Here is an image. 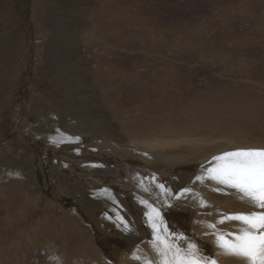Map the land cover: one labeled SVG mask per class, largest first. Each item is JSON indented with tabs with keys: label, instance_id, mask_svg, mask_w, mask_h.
<instances>
[{
	"label": "rangeland",
	"instance_id": "374dc122",
	"mask_svg": "<svg viewBox=\"0 0 264 264\" xmlns=\"http://www.w3.org/2000/svg\"><path fill=\"white\" fill-rule=\"evenodd\" d=\"M105 1L103 0V5L106 4ZM99 2V0H83L76 7L75 12L78 13L81 25L97 21L92 17L89 9L96 8ZM121 2L120 6L107 7L105 13H108L112 22L123 17L120 21V30L118 29L123 39L122 48L127 50L124 51L127 54L136 48L138 61H141L146 54L151 55L153 46L164 45L165 47H162L163 49L161 48L154 57H164L165 63L170 64L168 68L177 67L181 70H178V74L183 72L185 74L183 73L182 76L188 74L193 81H201L204 86L210 88L209 90L221 89L228 85L226 81L235 79L237 82L232 84L235 85L236 96L250 93L251 91L246 90L247 85L261 80L264 76V0H122ZM34 7L36 8V0H0V41L8 36L13 39V43L15 42L7 51L0 53V151L18 154L21 159L28 160L30 167L28 171L23 172V175L30 179L28 184L14 181L9 175H6L4 181L0 180V185L7 187V191L0 193V264H23L21 256L19 260L15 254L10 253L8 243L13 236L9 234H14L16 227L13 226L14 214L12 213V218L7 219L10 213H5L7 212L5 209L11 205L10 196L19 186L35 198H40L41 207L50 203L58 211H64L75 218L91 234L94 246L101 256L111 264L118 263L122 256L129 264H142L132 258L136 252L134 248L151 240V231L145 217L146 209L140 204L142 199L162 207L166 221L174 230L192 238V242L198 244L203 255L213 257L214 245L194 230L195 217L198 218L207 212L206 209L196 208L195 203L182 208L180 204L186 202L185 197L180 200L170 197L169 203L173 207H169L163 204L164 199L159 197L160 192L154 188L152 182L155 178L157 182L164 183L169 189L178 192L185 187L189 188L193 179L202 170V165L189 161V157L184 156L185 162L179 166L169 168L161 166L157 169L131 150H128L131 151L128 154L121 155V151L114 153L108 150L109 148L100 149L99 145L105 143L88 133L75 135L73 138L79 137L80 141L76 143L74 139L66 140L62 135L60 137L57 132L55 135L59 138L53 136V130L49 134L45 131L50 128L41 117L36 115L41 107L39 103L48 109H54L57 98L54 95L48 96L50 91L55 92L50 80L51 75L45 71L43 63V49L46 47L45 42L49 33L41 31L33 21ZM117 10L118 13L120 12L119 15L115 13ZM115 15L121 17L117 16V18ZM112 28L113 26L103 29L109 32ZM132 39L135 44L134 49L129 41ZM124 40H127V43ZM108 41L112 43L111 40ZM80 52L82 56L90 57L87 50L82 49ZM173 70L175 68H171V71ZM231 76L237 77L230 78ZM257 92H251V96L264 95L260 88ZM224 93V91L219 93L220 99ZM87 95L88 92L78 96L81 103L85 102L83 106L100 104L96 103L95 99L86 97ZM147 101L149 105L153 103L150 97ZM102 104L107 107L104 100ZM204 104L208 103L204 102ZM126 106L128 109L131 108ZM145 107L147 106L144 105V110ZM220 107H223L222 99ZM111 110L116 112L117 108ZM62 114L60 111L57 112L59 118ZM72 121L68 118V122L64 123L65 126L76 127V120ZM77 121L81 123L80 120ZM81 125L78 124V128L83 132L84 127ZM57 130L65 132L59 127ZM54 139L59 143L54 144L52 142ZM220 144L222 143H218ZM234 150L230 149V151ZM165 156L181 158L182 155L180 152L168 151ZM59 181L64 186L71 187L72 192L63 189ZM148 182L152 185L150 186ZM212 183L214 189L223 186H218L213 181ZM145 187L148 188V192L143 190ZM105 188L109 190L107 195L114 197L112 202L105 203L101 200ZM151 189L156 190L155 193ZM227 192L237 198L239 196L232 189H228ZM243 209H245L243 213L255 210L250 204ZM19 210H16L15 214H21ZM106 216H113L114 220L124 216L130 221L133 232L122 231L114 221L106 219ZM233 223L239 224L236 221ZM11 224L9 234H6L4 229L9 228ZM13 255L17 261L11 258ZM229 257L232 259L229 264H241L237 258ZM29 264H33V261Z\"/></svg>",
	"mask_w": 264,
	"mask_h": 264
},
{
	"label": "bare ground",
	"instance_id": "6f19581e",
	"mask_svg": "<svg viewBox=\"0 0 264 264\" xmlns=\"http://www.w3.org/2000/svg\"><path fill=\"white\" fill-rule=\"evenodd\" d=\"M82 1L36 0V8L34 7L33 21L41 31L49 33L45 42L46 47L43 49V63L45 71L51 75L50 80L55 92L45 94L57 98L54 109H48L37 102L41 107L36 115L50 128L45 129L48 134L53 130V136L59 138L55 135L57 132L60 137L62 135L69 140L75 135L88 133L105 143L99 145L100 149L109 148L108 150L114 153L121 151V155L132 151L157 169L161 166L166 168L179 166L185 162L184 156L189 157V161L202 165L204 169L210 166L209 162L213 157L230 149L264 148V95L251 96V92L258 93V88L264 92V76L261 80L247 85L245 89L251 91L250 93L236 96L235 85L232 84L235 79L226 81L228 84L226 86L223 83L224 87L221 89L209 90L210 88L204 86L201 81H193L188 74L187 76H182L184 72L178 74L177 67H171L175 68L171 71V68L167 67L170 64L165 63L164 57H154L162 47H165L164 45L153 46L151 55L146 54L138 61L136 48L128 54L124 52L127 50L122 48L123 39L121 33H118L123 18L121 15L118 16L120 12L118 13V10L115 12L118 13L115 16L121 18L114 22L108 13H105L113 5H122V0L114 2L106 0L105 5L103 0H99V5L94 4L96 8L89 9L97 21L81 25L75 10ZM102 26L106 29L112 26L113 28L107 32ZM129 41L134 49V40ZM124 42L127 43V40ZM14 44L11 37L5 36L0 41V53L7 51ZM82 49L87 50L90 57L82 56L80 52ZM240 85L244 89V86ZM223 91L225 92L221 98L223 107H220L219 93ZM86 92H88L86 97L95 99V102L100 104L83 106L85 102L81 103L78 96ZM149 97L151 101L153 100L151 105L147 101ZM162 97L164 99H161ZM103 100L107 107L102 104ZM204 102L208 104L205 105ZM126 105L131 108L128 109ZM144 105L147 106L146 110L143 108ZM113 108H117L116 112L111 110ZM164 109L169 111L166 112ZM59 111L63 113L60 118L57 115ZM68 118L70 121L76 120V127L65 126ZM78 124L84 127L83 132L78 128ZM58 127L65 132L58 131ZM168 151L180 152L182 156L166 157ZM0 164V180L4 181L6 175H9L14 181L26 184L30 182L29 177L23 175V172L30 168L28 160L21 159L14 152L0 151ZM201 172L202 170L198 175ZM189 179L192 181L191 177ZM59 183L63 189L72 192L71 187L64 186L61 181ZM221 187L214 189L210 180L201 184L193 179L189 186L193 190V195H186V202L179 204L183 208L195 203L196 208L206 209L207 212L198 218L195 217L194 230L214 245L213 258L217 259L218 264H229L232 260L229 256L217 255L221 250L216 246L212 230L207 228L206 224L215 223L217 229L224 234L237 232L239 224H234V221L220 224L219 220L222 216L243 213L245 211L243 207L249 203L240 201L227 192L228 188ZM6 189L3 184L0 185V193H4ZM155 191L153 190L154 193ZM107 194L101 197L105 203L111 201L106 198ZM159 197L164 199L161 195ZM200 198L206 202L207 207L200 205ZM10 200L11 207H7L5 213H10L7 219L12 218V213L14 214L13 226L16 229L14 234H9L11 224L4 232L13 236L8 243L10 253L15 254L19 260L21 256L23 264H29L30 261H33V264H111L96 249L87 229L64 211H58L53 204L46 203L41 207L40 198H35L27 190L24 191L22 186L16 188ZM18 209L21 214H15ZM138 248L142 257L139 263L143 264V259H157L149 241L140 244ZM15 255L11 258L14 259ZM16 258L14 261H17ZM117 262L116 264H129L124 260V256ZM240 262L246 264L245 261Z\"/></svg>",
	"mask_w": 264,
	"mask_h": 264
},
{
	"label": "snow or ice",
	"instance_id": "6c2138e0",
	"mask_svg": "<svg viewBox=\"0 0 264 264\" xmlns=\"http://www.w3.org/2000/svg\"><path fill=\"white\" fill-rule=\"evenodd\" d=\"M69 139L79 143V137ZM52 142L59 143L55 139ZM209 164V167L202 169L201 174L195 177V181L203 184L210 180L232 189L239 194L240 201L249 203L255 209L247 213L222 216L220 224L227 221L239 223L237 232L224 234L217 229L215 223L206 224L212 230L216 246L221 250L217 255L239 258L246 264H264V148H242L224 152L213 157ZM152 182L163 196V204L169 207H173L169 203L170 197L180 200L186 195H193V190L188 187L174 192L155 178ZM143 190L148 192L146 187ZM103 192L107 194L109 190L105 188ZM106 198L114 199L111 195ZM199 203L202 207H207L202 198ZM140 204L146 209V223L151 231L150 244L157 257L156 260L143 259V264H218L212 255H203L198 244L192 242V238L177 232L169 225L162 207L147 199H142ZM106 219L114 221L122 231L132 233L134 230L124 216L116 220L113 216H106ZM132 258L136 261L142 260L139 248Z\"/></svg>",
	"mask_w": 264,
	"mask_h": 264
}]
</instances>
